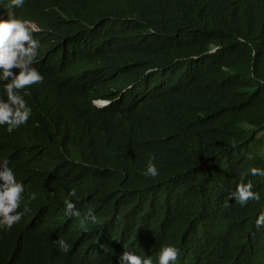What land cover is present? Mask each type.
<instances>
[{
  "label": "trees",
  "instance_id": "1",
  "mask_svg": "<svg viewBox=\"0 0 264 264\" xmlns=\"http://www.w3.org/2000/svg\"><path fill=\"white\" fill-rule=\"evenodd\" d=\"M27 8L49 20L50 38L41 34L37 49L48 67L39 70L43 81L21 90L32 114L12 133L0 127V155L21 180L30 164L58 166L87 180L67 179L68 192L82 187V196L98 192L132 208L135 223L99 219L106 208L96 207V222L85 224L92 244L145 250L152 212L166 205L159 241L176 240L192 264H264V227L253 226L264 209V177H244L259 201L229 199L225 206L249 167L264 168L254 142L264 131V0H25ZM95 43L96 50L82 49ZM38 98L44 106L65 101L81 126L57 139L46 127L52 119L36 111ZM94 98L115 101L96 108ZM149 157L155 177L144 175ZM93 166L112 174L95 169L89 180ZM233 167L243 173L234 176ZM198 176H209L222 193L213 209L195 193ZM28 190L40 196L37 187ZM64 240L66 253L20 221L0 229V264H103Z\"/></svg>",
  "mask_w": 264,
  "mask_h": 264
},
{
  "label": "clouds",
  "instance_id": "2",
  "mask_svg": "<svg viewBox=\"0 0 264 264\" xmlns=\"http://www.w3.org/2000/svg\"><path fill=\"white\" fill-rule=\"evenodd\" d=\"M24 3L25 0H0V127L7 133H12L24 125L32 114V108L21 95V90L41 83L44 77L39 70L46 73L48 68L36 57L41 34L46 39L50 38L49 20L37 8H27L23 12L21 7ZM98 48L99 43L82 45V49L87 50ZM36 63L38 66H35ZM114 101L115 99L94 98L91 104L96 108H104ZM36 111L43 116L44 121L48 117L52 119L46 127L48 132L57 134V139L66 135L74 126H81L84 120L70 113L66 102L59 99L56 106H44L38 98ZM55 123L58 127L51 128ZM255 136L254 142L258 144ZM258 148L260 154L259 144ZM125 151L122 148L116 153L115 163H118ZM103 152L108 154L105 148ZM259 154L257 160L264 162V158L261 160ZM248 158L251 159V155ZM95 169L98 168L94 166L88 168L89 180L93 178ZM98 171L101 175L112 174L111 168L104 167ZM67 172H70L69 169ZM67 172L59 170L58 166L41 171L30 164L25 175L26 180L24 178L21 180L18 168L8 158L0 155V229L9 230L20 221L31 223L43 240L56 243L61 251L65 253L69 251L70 245L64 240L65 237H69L103 264H192L176 240L159 241L160 222L166 217V205H162L159 211L152 212L153 230L147 239L145 250L137 252L126 246H115L111 243L97 245L87 241L93 233L87 231L85 224L96 222L98 206L106 208L99 219L107 216L114 220L135 223L137 217L131 207H123L122 201L112 205L110 199L104 197L102 193L82 196L83 192L80 189L82 187H78L74 192H68L67 179L70 181L80 179L83 182L87 180L83 176L81 179L77 174L73 177L72 174H68L67 177ZM238 173L243 172L233 167V175L238 176ZM157 174V167L149 157L144 175L155 177ZM234 176L232 181L236 178ZM245 176L264 177V168L249 167L246 173L241 175L240 182L227 193L225 206H228L229 199L241 206L250 200L261 199L260 193L252 190L251 181L245 182ZM198 177L201 184L195 193L201 203L211 209L218 202L222 203V193L215 182L209 176ZM29 184L38 188L40 196L28 190ZM77 190L81 192L74 194ZM55 209H59L57 212L59 215L57 218H51L50 213ZM253 226L257 229L264 227V209L256 214ZM67 227L68 230H65ZM256 233L257 230L249 234Z\"/></svg>",
  "mask_w": 264,
  "mask_h": 264
},
{
  "label": "rangeland",
  "instance_id": "3",
  "mask_svg": "<svg viewBox=\"0 0 264 264\" xmlns=\"http://www.w3.org/2000/svg\"><path fill=\"white\" fill-rule=\"evenodd\" d=\"M255 141H257L260 146L259 158L262 160V158H264V133L260 132L256 134Z\"/></svg>",
  "mask_w": 264,
  "mask_h": 264
}]
</instances>
